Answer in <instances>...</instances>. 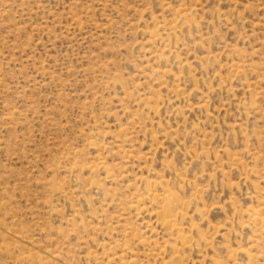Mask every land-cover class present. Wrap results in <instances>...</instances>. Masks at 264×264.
<instances>
[{"label":"rangeland","instance_id":"obj_1","mask_svg":"<svg viewBox=\"0 0 264 264\" xmlns=\"http://www.w3.org/2000/svg\"><path fill=\"white\" fill-rule=\"evenodd\" d=\"M0 264H264V0H0Z\"/></svg>","mask_w":264,"mask_h":264}]
</instances>
